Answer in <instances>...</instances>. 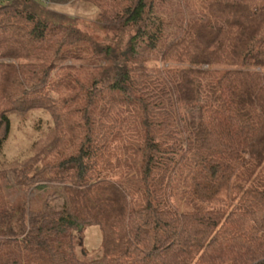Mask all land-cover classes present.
Wrapping results in <instances>:
<instances>
[{
  "label": "trees",
  "instance_id": "16d2710c",
  "mask_svg": "<svg viewBox=\"0 0 264 264\" xmlns=\"http://www.w3.org/2000/svg\"><path fill=\"white\" fill-rule=\"evenodd\" d=\"M77 1L118 49L51 9ZM37 111L15 179L65 202L0 198V264H264V0H0V153Z\"/></svg>",
  "mask_w": 264,
  "mask_h": 264
},
{
  "label": "rangeland",
  "instance_id": "374dc122",
  "mask_svg": "<svg viewBox=\"0 0 264 264\" xmlns=\"http://www.w3.org/2000/svg\"><path fill=\"white\" fill-rule=\"evenodd\" d=\"M51 9L59 15L72 19L77 29L88 38L90 46L93 44V46L100 48L118 49L116 43L120 40L119 33L103 22L104 20L99 16L97 8L82 1H77L64 6H54ZM131 35L132 33L127 35L125 40L123 39L125 44L122 49L119 48L121 52L118 51L120 55L128 56L129 61L131 60V54L126 44ZM82 47L84 46L82 45ZM85 52H83L84 55ZM83 62L84 60L74 61L77 66ZM150 64L155 65L156 63L151 62ZM12 122L11 136L0 153V173L1 171L6 172L5 179L1 178L0 174V198L3 203L15 209L22 206L26 201H32L34 209L43 208L45 202H51L52 207L61 208L65 202V195L60 188L48 186L38 189L34 186L30 190L25 189L24 185L17 182L13 171L14 168L27 160L31 148L34 146H37V148L42 147L46 140L52 136L53 124L51 117L44 111H37L27 119L13 118ZM176 203L181 209L186 208L185 202L177 200ZM83 240V249L86 251L88 259H97L102 256L103 233L100 227L88 226L85 229ZM83 249H78L79 256L83 255Z\"/></svg>",
  "mask_w": 264,
  "mask_h": 264
},
{
  "label": "built area",
  "instance_id": "2783aa9c",
  "mask_svg": "<svg viewBox=\"0 0 264 264\" xmlns=\"http://www.w3.org/2000/svg\"><path fill=\"white\" fill-rule=\"evenodd\" d=\"M9 1H12V0H9Z\"/></svg>",
  "mask_w": 264,
  "mask_h": 264
}]
</instances>
